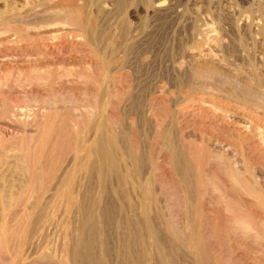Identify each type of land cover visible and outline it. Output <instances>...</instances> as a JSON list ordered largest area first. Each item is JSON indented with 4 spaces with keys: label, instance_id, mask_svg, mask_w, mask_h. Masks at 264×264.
<instances>
[{
    "label": "bare ground",
    "instance_id": "obj_1",
    "mask_svg": "<svg viewBox=\"0 0 264 264\" xmlns=\"http://www.w3.org/2000/svg\"><path fill=\"white\" fill-rule=\"evenodd\" d=\"M218 2L0 0V264H264V10Z\"/></svg>",
    "mask_w": 264,
    "mask_h": 264
},
{
    "label": "rangeland",
    "instance_id": "obj_2",
    "mask_svg": "<svg viewBox=\"0 0 264 264\" xmlns=\"http://www.w3.org/2000/svg\"><path fill=\"white\" fill-rule=\"evenodd\" d=\"M190 1H192V2H190ZM198 2L197 4H196V2ZM205 1V2H204ZM208 0H187V3H188V5H191V3H192V5H193V3H194V7H199V6H201L200 4L202 3V6H203V4L205 3L206 4V2H207ZM210 1V0H209ZM212 1H215V2H218V3H226V2H234L235 0H212ZM255 1V0H254ZM259 1V2H258ZM256 0V2H258V5L256 4V2H251V3H253L254 4V6H259V8L260 9H262L263 8V10H264V0ZM260 3V4H259ZM204 4V5H205ZM263 4V7L261 6ZM192 5L190 6V7H192ZM199 5V6H198Z\"/></svg>",
    "mask_w": 264,
    "mask_h": 264
}]
</instances>
